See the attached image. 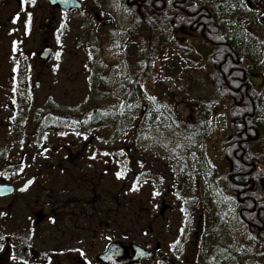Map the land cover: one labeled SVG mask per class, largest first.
<instances>
[{
    "label": "rangeland",
    "instance_id": "obj_1",
    "mask_svg": "<svg viewBox=\"0 0 264 264\" xmlns=\"http://www.w3.org/2000/svg\"><path fill=\"white\" fill-rule=\"evenodd\" d=\"M79 1L83 4L81 11L66 15L50 9L45 0H34L33 3L34 65L40 71L41 78L36 80L39 87L29 90L31 107L36 112L46 105L47 109L50 107L61 113H78L85 109L78 115L76 119L79 121L74 125L63 130L49 127L50 132L42 136L48 140L45 141V153L48 151L50 154L48 162L61 159L65 153L71 154L70 159L74 158L83 166H89L88 170L91 166L96 168L94 176L101 182L102 188L113 182L120 190L123 189L125 201L119 195L115 206L110 205V199L99 196L100 190L95 193L94 199L100 200L97 204L99 208L125 209L122 214L129 212L131 243L138 242L147 248H152L156 242L161 243L156 260L145 261L144 264H213L207 262V258L210 256L217 260L214 248L209 253L208 246L202 245L201 236L200 244L192 242L194 233L198 234L202 229V223L200 229L196 227V206L201 205L203 198L190 197L185 205L177 188L178 167L187 156L200 160L203 167L199 168L197 176L204 173L208 179H217L213 168L217 164H207L200 151L201 144L185 135L187 129L196 133L194 137L203 129L215 128L219 135L225 132L226 121L224 115H221L220 95L214 85L206 80L210 72L203 69V66L208 68L206 60L200 62L199 53L206 56L208 51L191 32H181L174 29L172 24L163 26L153 38L160 45L153 61V72L147 76L144 74L139 82L136 72L141 67V53L148 46V33L124 36L123 31L129 26L130 19L123 0ZM198 1L205 3V0ZM223 1L222 22L225 33L233 41L241 43L239 46L242 53L257 59V46L262 43L258 48L264 49V35H257V32H264V14L259 15V10L264 11V2L252 0L249 8L244 0L240 2V7L237 1ZM28 3L30 5L31 0ZM168 40L175 41L174 48L163 46ZM44 43L55 52V58L49 66L37 60V53ZM130 81L139 83L137 88L142 89L140 99L136 98L141 105L136 103L133 113H124L129 106L121 103L122 94ZM93 103H98L99 107L105 105L103 109L109 105L113 110L119 108L120 114L112 112L109 125L81 132L77 124L89 118L87 115L92 118ZM145 106L150 108V113L141 114L140 108ZM162 110H172L173 115L166 116ZM260 111L264 113V100ZM205 118H209L207 125L203 124ZM148 121L153 122L148 124ZM6 140L9 139L4 136V147L9 146ZM209 150V159L212 160L214 153ZM36 151L42 155L43 150L36 147ZM117 173L121 175L118 177ZM194 186L197 187L195 182ZM200 187L202 191L196 192H204L203 197L210 192L202 183ZM8 202L5 199L2 201L6 209L2 217L5 232L13 226L12 209H15L14 206L8 207ZM162 203L168 209L160 214ZM200 208L206 210L205 214L208 213V207ZM140 210L144 212L146 229L140 228ZM210 215H222L221 207L210 211ZM229 235L236 244L231 249L233 254L250 246L244 228L237 223H234ZM244 252L247 258L253 255L252 249L244 248ZM258 256L259 262L264 264L262 249H259Z\"/></svg>",
    "mask_w": 264,
    "mask_h": 264
},
{
    "label": "flooded vegetation",
    "instance_id": "obj_2",
    "mask_svg": "<svg viewBox=\"0 0 264 264\" xmlns=\"http://www.w3.org/2000/svg\"><path fill=\"white\" fill-rule=\"evenodd\" d=\"M244 2L249 8L252 6V0ZM29 14L30 23L26 31L25 21L29 20ZM261 14H264V11L259 10V15ZM34 17L32 2L29 5L27 0L22 6L21 0H0V187L11 188L9 193H0V264H104L101 259L115 244L124 247L138 244V247L145 249L140 243L130 241L129 212L122 214L125 209L99 208L97 204L100 200L94 199L95 193L100 190L99 196L110 199V205L115 206L117 196L121 195L125 201L123 189L120 190L113 182L112 185L108 183L102 188L101 182L94 176L96 168L91 166L88 170L89 166H83L74 158L70 159L71 154L65 153L61 159L48 162L50 154L48 151L45 153L47 139L42 136L50 132L51 110L44 105L42 112H35L34 107H31L32 98L29 91L39 87L36 80L41 78L40 71L38 68L36 70L34 65ZM257 33L259 37L264 35V32ZM259 45L256 50L261 55L258 54L257 59H240L251 73L249 76L252 87L260 90L264 87V49H259ZM48 47V44H42L37 53L38 62L44 66L52 63H46L40 57L42 50ZM256 72L260 73L259 76L255 75ZM130 99L132 98H125L128 103H125L124 99L121 102L130 108ZM261 100H264V96H261ZM103 106L105 105L98 107V103H93L91 108L92 114L94 111L92 118L101 120L100 122L90 123L91 115H87L89 118H85V122L77 124L78 130L83 131V127L85 132L92 127L109 125L113 107L109 105L103 109ZM229 124L228 122L227 125ZM67 127H62V130ZM244 132L250 136L245 141L251 140L253 145L259 141L264 148V130L253 132L255 134L248 133L247 129H244ZM229 133H232V139L233 134L239 133V130H229ZM4 136L9 139L5 142L9 146H3ZM36 147L43 150L42 155L36 151ZM203 157L206 159L209 155L203 154ZM206 163L211 164L209 160H206ZM215 163L217 165L214 169L222 168L221 161L216 160ZM106 174L109 176L108 171ZM216 186L215 192H209L204 197V192H196L202 191L199 185L194 186L192 192H181L178 185L177 188L185 205L190 197L203 198L201 205L197 206L196 227L200 229V224H203V229L199 232L202 245L209 244L211 233L217 230L213 246L218 248L217 243L231 241L229 232L232 231L234 223L243 227L247 234L246 224L242 220V205L249 196L233 193L224 186ZM235 187L240 188L238 185ZM4 199L9 201L8 207H15L12 209L11 218L13 226L6 232L2 221L6 210L3 208L5 202L2 204ZM205 206L208 207L206 214V210L200 208ZM254 206L256 207L255 204ZM218 207L222 210V215H219L221 218L211 225L210 211H216ZM139 218L140 228L146 229L143 210L139 211ZM194 234L192 242L196 243L200 237L196 232ZM236 253L241 252L237 250ZM128 256H131L130 251ZM154 260L142 259L133 264Z\"/></svg>",
    "mask_w": 264,
    "mask_h": 264
},
{
    "label": "trees",
    "instance_id": "obj_3",
    "mask_svg": "<svg viewBox=\"0 0 264 264\" xmlns=\"http://www.w3.org/2000/svg\"><path fill=\"white\" fill-rule=\"evenodd\" d=\"M123 1L130 19L129 26L123 31L125 32L124 36L127 34L140 36L145 32L148 33V46L141 53V67L136 72L139 82L144 78V74L147 76V74L153 72V61L155 62V57L158 55L156 52L159 51L158 46H160L157 40L153 38L158 31H161L163 26L172 24L174 29L177 28L181 32H191L196 39L201 40L208 51L206 56L199 53L200 62L206 60L208 68L205 69V66H203V69L205 71L210 70L206 75V80L214 85L220 95L219 104L222 107L221 114L225 117L226 131L225 134L219 135L214 128L203 129L197 132L198 134L194 137L196 133L187 129L185 135L189 138L193 137L198 144H201L200 151H202V154H208L207 150L210 149L209 152L212 151L214 153L212 160L209 157L204 158V160H209L210 163L213 162L214 164L216 160H219L222 162V168L214 169L217 178H219L218 180L214 177L208 179L204 173L197 176L200 171L199 168L203 166L200 160H196L194 156L192 158L187 156L178 167V187L181 188V192L184 190L192 192L191 186H194L195 182L197 186L202 183L204 188L209 189L210 192H215L217 184L218 187L224 186L233 193H242L249 196L242 205V210H244L242 220L246 224L247 243H250L251 246H245L244 248L246 250L252 249L253 255L247 258L244 248L243 251H240V255L237 253L233 254L231 249L235 244L232 241H227L223 244L217 243L218 248H215L216 246H213L217 236V230H215L211 233V238L208 239L210 242L207 246L209 253L212 247L214 248V253L218 252L216 254L217 260L211 259L209 256L207 262H212L213 264H261L258 255L259 249L264 252V223H262L264 221V148L259 141L254 145L250 142L251 140L245 141L250 136L244 132V129H247L250 134L264 130V113L260 111L262 107L261 96H263L261 94L264 93V87L260 90L252 87L248 69L240 59L249 58L250 60L253 59V56L250 57L248 54L242 53L239 46L241 43L233 41L225 33L222 22L223 6H225L223 0H205V3L198 0ZM232 1H237V5L240 7L241 1ZM124 38L122 37V39ZM174 45H176L175 41L171 40L163 44L164 47L173 48ZM138 84L130 81V84L124 87L122 94L124 102L128 103L125 98H132L129 100L131 103L129 111L124 109V113H133L137 107L136 103L141 105L138 103V99H140L142 89L137 88ZM133 94L134 97H132ZM136 98H138V101ZM115 109L114 114L119 115V108ZM145 109L143 114L150 113L149 107L146 106ZM50 110L52 111V113L50 111L51 119L49 125L51 129H62L64 126L74 125L78 115L85 111L84 109L78 113L69 111L61 113L53 110V108H50ZM36 112H42V110H37ZM140 112L142 114V108ZM162 114L172 116L173 111L162 110ZM174 114H176L175 109ZM92 116H94V112ZM90 120V123L93 124V121H96V123L101 121L93 118ZM208 120L209 118L203 119V124L207 125ZM151 122L148 121V124ZM228 122L230 123L229 126L227 125ZM81 130L84 131V128L82 127ZM229 130H239V133L233 134L231 139L232 133H229ZM214 133L217 136H214ZM237 185L240 187L239 189H236L235 186ZM254 196L257 197L254 198ZM220 218V216L211 217V225H214L215 221ZM198 236L200 237V233H198ZM197 244H200L199 239H197Z\"/></svg>",
    "mask_w": 264,
    "mask_h": 264
},
{
    "label": "water",
    "instance_id": "obj_4",
    "mask_svg": "<svg viewBox=\"0 0 264 264\" xmlns=\"http://www.w3.org/2000/svg\"><path fill=\"white\" fill-rule=\"evenodd\" d=\"M51 7H58L59 9L68 12L71 10H80L81 3L77 0H46ZM53 51L49 48L44 49L40 53V57L46 63H50L53 59ZM11 188L0 187V193H9ZM166 205H162L161 213L166 210ZM160 245L156 244L154 250L148 251L146 249L140 248L136 245H130L129 247H124L120 244H115L111 246L105 256L101 259L104 264H133L141 259H154L156 252L159 250ZM131 252V256H128V252Z\"/></svg>",
    "mask_w": 264,
    "mask_h": 264
},
{
    "label": "snow or ice",
    "instance_id": "obj_5",
    "mask_svg": "<svg viewBox=\"0 0 264 264\" xmlns=\"http://www.w3.org/2000/svg\"><path fill=\"white\" fill-rule=\"evenodd\" d=\"M27 2V0H21V5L23 6V4L24 3H26ZM31 2L32 3H34V0H31ZM18 18V17H17ZM16 18H14V20H15ZM30 23V14H29V20H27V21H25V25H26V31H27V25ZM57 55H59V54H57ZM14 71H15V69H14ZM152 99H155L154 97H152ZM121 175V173H117V176L119 177ZM29 183H30V181H29ZM82 255H83V253H81Z\"/></svg>",
    "mask_w": 264,
    "mask_h": 264
}]
</instances>
